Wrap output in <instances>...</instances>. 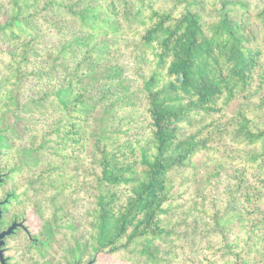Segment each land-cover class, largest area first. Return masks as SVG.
I'll use <instances>...</instances> for the list:
<instances>
[{
  "label": "trees",
  "instance_id": "obj_1",
  "mask_svg": "<svg viewBox=\"0 0 264 264\" xmlns=\"http://www.w3.org/2000/svg\"><path fill=\"white\" fill-rule=\"evenodd\" d=\"M3 154L44 264H264V6L0 0Z\"/></svg>",
  "mask_w": 264,
  "mask_h": 264
},
{
  "label": "rangeland",
  "instance_id": "obj_2",
  "mask_svg": "<svg viewBox=\"0 0 264 264\" xmlns=\"http://www.w3.org/2000/svg\"><path fill=\"white\" fill-rule=\"evenodd\" d=\"M251 5L261 8L264 6V0H251ZM129 38L130 37L128 36L126 37V39H129ZM121 50H122L121 51L122 53L120 54V59L116 63H114V66H113L114 69H111V71L115 72L113 74V76L115 77L114 80L118 76L119 78L130 80V83H133V84L138 83L140 81L139 80L140 74L142 73L141 66L136 65L132 61L130 55H128V51L126 48H121ZM117 68L121 69V71H118ZM4 154L0 157V166L4 167L5 165V168L7 169V171H9L11 164L6 166L7 159L4 157ZM27 177H29V172L27 174L26 173L20 174V172L12 174V175L9 174L6 178V187L8 190L12 189L13 187H16L14 190L12 189L14 192L15 191L17 192L16 193L17 199L15 200V202L18 204V201L19 200L21 201V203L19 204L22 207V215L24 219L26 220L25 224L28 227L29 231L34 232L33 234H35V237H37V244H35L36 246L32 247V253H33V259L37 258L39 260H38V263H36L33 260V264H44L42 263V260H43L42 257L44 256L41 251V247H40L41 243H40V240L38 239V234H39L40 226L42 224V219L47 217L48 211L37 210L34 205V200H32L31 203L27 202V200H29L31 197V196H27L24 193L27 189L23 184V180L25 181L24 178H27ZM80 194H78V196L74 195L73 198L71 197L68 202V206L71 207L72 214L76 216L75 220L77 219V222H79L81 225L80 231L84 233L85 232V227H84L85 219L82 217L84 215L82 211H83L84 202L86 201V199L83 198V195H80ZM24 243H26L25 239H24ZM28 253L30 254V252ZM93 255H96V260L94 264H127L125 262L117 260L116 258L108 256V255L97 256L96 253H94ZM87 260L88 258L84 259L81 264H85Z\"/></svg>",
  "mask_w": 264,
  "mask_h": 264
},
{
  "label": "flooded vegetation",
  "instance_id": "obj_3",
  "mask_svg": "<svg viewBox=\"0 0 264 264\" xmlns=\"http://www.w3.org/2000/svg\"><path fill=\"white\" fill-rule=\"evenodd\" d=\"M7 176L5 166H0V264H23L28 252L33 255L37 237L25 224L21 201L15 202L17 192L6 187Z\"/></svg>",
  "mask_w": 264,
  "mask_h": 264
},
{
  "label": "water",
  "instance_id": "obj_4",
  "mask_svg": "<svg viewBox=\"0 0 264 264\" xmlns=\"http://www.w3.org/2000/svg\"><path fill=\"white\" fill-rule=\"evenodd\" d=\"M95 260H96V255H93L91 258H89V259L85 262V264H94ZM72 264H77V263H76V261H74Z\"/></svg>",
  "mask_w": 264,
  "mask_h": 264
}]
</instances>
